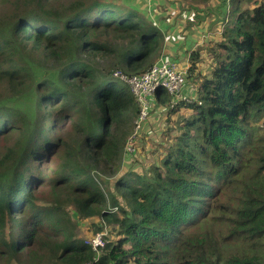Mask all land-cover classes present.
<instances>
[{
    "label": "trees",
    "instance_id": "trees-1",
    "mask_svg": "<svg viewBox=\"0 0 264 264\" xmlns=\"http://www.w3.org/2000/svg\"><path fill=\"white\" fill-rule=\"evenodd\" d=\"M231 3L196 96L158 90L171 126L118 173L139 105L113 72L145 74L166 34L111 0H0V264H86L107 224L98 264H264V0Z\"/></svg>",
    "mask_w": 264,
    "mask_h": 264
},
{
    "label": "rangeland",
    "instance_id": "rangeland-1",
    "mask_svg": "<svg viewBox=\"0 0 264 264\" xmlns=\"http://www.w3.org/2000/svg\"><path fill=\"white\" fill-rule=\"evenodd\" d=\"M116 3L119 7H124L127 9H133L136 11L137 15L140 16L138 19L142 22H152L158 28H165L164 33L166 38L164 40V47L168 46L169 48H177L179 53L174 57L175 60L180 64L184 69H187V72L191 68V61H189V56L193 51H200V57L202 61L198 60L197 66L198 70L195 71L193 77H187L186 86L183 89L182 97L184 98H194L196 96V87L200 83L198 75L202 73L203 75L208 72V64L211 62V53L214 50L216 44L221 40L224 27L226 25L227 13L232 5L231 0H111ZM242 5L248 6L249 0H242ZM165 26V27H164ZM170 27L171 30L168 28ZM174 44V45H173ZM171 51L172 49H168ZM182 51V52H181ZM165 53V52H164ZM166 54V53H165ZM163 55V54H162ZM166 57L170 58V54H166ZM159 59V58H158ZM171 59V58H170ZM157 61V60H156ZM155 61V62H156ZM94 67L99 68L100 70L111 68V64L108 60L96 59L92 62ZM179 65V66H180ZM120 70V69H118ZM116 71V70H115ZM114 73V72H113ZM125 73V72H124ZM197 76V80H195ZM111 78V76H110ZM111 80L116 81L113 78ZM118 82V81H116ZM48 104H45L46 108ZM23 107V106H22ZM166 109L163 107H157L156 111L150 115L145 129L143 128L139 131V134H147L146 141L139 143V147H144L145 152H150L154 148V144H157L162 137L164 131L168 132L167 127L171 126L165 121L166 119ZM48 112L47 110L45 113ZM51 121L48 117L45 120L47 127H51ZM264 120L262 121V123ZM145 130V131H144ZM140 140H138L139 142ZM137 142V143H138ZM141 142V141H140ZM135 147V145H134ZM126 146L123 148L122 159L120 161L121 169L118 173L124 172L128 173L131 168L138 166L136 163L137 160L144 162L149 161L147 154L144 152H137L135 154L126 155ZM136 149V147H135ZM40 151V149H39ZM130 153L133 152L131 147ZM79 162L83 165H86L85 158L80 155L78 157ZM119 164V165H120ZM135 170V169H134ZM138 170V167H137ZM96 175L99 177L101 183L106 181L103 186L105 188V195H108V191L112 190L116 184L117 175L111 177L113 173H105L103 170L95 169L91 175ZM114 173V174H116ZM50 177V176H49ZM45 192L46 198L42 200L43 204H47L51 201L50 189H42ZM109 197V196H108ZM110 201V197L108 198ZM108 201V202H109ZM71 205L67 206V209L71 210ZM114 208L112 203H108V208ZM116 215L121 216L120 211L118 210ZM91 226L89 223L82 225L80 229V234L86 235L87 231L90 233ZM113 227V226H112ZM106 236H109L111 239H115V234L111 233V227L107 224L105 226ZM224 235V231L220 232ZM90 236L87 235V238Z\"/></svg>",
    "mask_w": 264,
    "mask_h": 264
},
{
    "label": "built area",
    "instance_id": "built-area-1",
    "mask_svg": "<svg viewBox=\"0 0 264 264\" xmlns=\"http://www.w3.org/2000/svg\"><path fill=\"white\" fill-rule=\"evenodd\" d=\"M113 78L123 84L129 86L138 105L139 116L135 121V128L126 144V153L133 154L135 147L133 146L139 131L146 125L155 106L154 99L158 90L162 89L172 96V104L178 99L183 98L182 92L187 82V71L179 68L177 63L165 56L160 57L155 64L143 75L128 76L121 70L113 73ZM133 148V152L130 148ZM111 212H116L118 207L110 208ZM106 233H97L95 236L86 240V244L91 246L95 253L94 261L86 264H98L103 249L106 246Z\"/></svg>",
    "mask_w": 264,
    "mask_h": 264
},
{
    "label": "crops",
    "instance_id": "crops-1",
    "mask_svg": "<svg viewBox=\"0 0 264 264\" xmlns=\"http://www.w3.org/2000/svg\"><path fill=\"white\" fill-rule=\"evenodd\" d=\"M161 29H162V31L164 32V30H165V28H163V25H161ZM165 27V26H164ZM170 30H171V28L170 27H168ZM174 45V44H173ZM168 49H172L171 51H169ZM166 54H170V58L172 59V60H174L176 63H177V65L179 66L180 64H178V62L175 60V58L174 57H178V56H180V55H178V53H179V51H178V49L176 48H174V47H171V48H169L168 46H166V47H164V51H163V54L164 55H166ZM182 52V51H181ZM179 58V57H178ZM179 68L180 69H182V70H185V71H187V69H184V67H182L181 65L179 66Z\"/></svg>",
    "mask_w": 264,
    "mask_h": 264
}]
</instances>
